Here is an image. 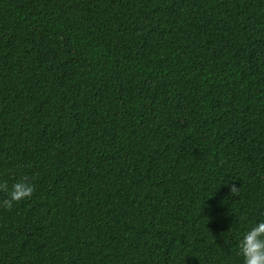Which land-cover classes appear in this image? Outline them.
<instances>
[{"label": "trees", "instance_id": "trees-1", "mask_svg": "<svg viewBox=\"0 0 264 264\" xmlns=\"http://www.w3.org/2000/svg\"><path fill=\"white\" fill-rule=\"evenodd\" d=\"M22 177L0 264H242L264 0H0V182Z\"/></svg>", "mask_w": 264, "mask_h": 264}, {"label": "clouds", "instance_id": "clouds-1", "mask_svg": "<svg viewBox=\"0 0 264 264\" xmlns=\"http://www.w3.org/2000/svg\"><path fill=\"white\" fill-rule=\"evenodd\" d=\"M229 191H235L233 184L227 185ZM0 191L6 193L2 201L4 207L11 208L14 203L26 200L33 195L34 186L26 177L14 181L11 187L7 182H0ZM236 254L242 264H264V218L249 223L237 236Z\"/></svg>", "mask_w": 264, "mask_h": 264}]
</instances>
